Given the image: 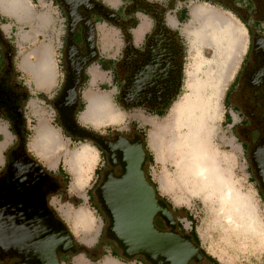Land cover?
<instances>
[{
    "label": "rangeland",
    "instance_id": "rangeland-1",
    "mask_svg": "<svg viewBox=\"0 0 264 264\" xmlns=\"http://www.w3.org/2000/svg\"><path fill=\"white\" fill-rule=\"evenodd\" d=\"M24 1H27L30 5L31 19L19 22L15 18V15L13 17L0 10V20L5 23V30L7 34L11 35L10 40L15 48L12 51V55L14 56L13 66L20 69V76L30 94L24 108L28 134L25 139V148L48 171L57 172L60 166L66 172L63 180H67V184L62 180V186L66 189L68 188L69 194H77V196L82 194V196H86H83V199H81L80 197H76V195H72L78 198L77 201L72 202L70 200L71 197L67 196L68 191L63 190L61 194L53 195L49 199L50 206L55 209L75 237L79 250L85 246H92L98 239L100 240V238L106 236L107 220L103 213L98 210L95 204L96 199L92 197L93 188H91L93 180L100 173L101 168L105 166V156L91 142L71 139L68 133L62 131L56 118V110L52 104V100L60 90L65 77L63 54L66 22L62 11L55 2L51 3L50 0ZM114 1L116 0H111V2ZM181 5L185 8V13L176 28L180 33L184 46L182 85L180 92L168 109L156 116L140 108L120 107L115 104L116 88L114 83L108 86L100 78L95 85H90L86 79L80 92L83 108L77 114V121L82 125L105 134L125 133L131 129L141 131L145 135L144 143L146 149L153 157V161L146 164V173L151 181L156 184L160 195L171 205V210L178 212V229L189 231L193 227L200 246L207 254L217 259L220 264H264V202L248 167L245 151L237 138L234 126L240 118L229 109L226 100L227 92L231 88L242 60L245 57L249 44V34L235 14L219 4L211 3L209 0H185ZM203 11L224 16L232 24L231 31L236 45L231 56L232 63L228 69L223 68V62L228 51V38L222 37V34L219 33L221 31L220 28L215 25L217 37L218 33L221 35L219 42L213 41L212 38L209 39L208 44L203 45L199 41L194 40L192 32L197 29L198 21L196 20L198 14ZM9 24L12 26L13 32H10ZM45 46L50 48V54L53 56L52 74L49 80L50 84L39 87L32 72L21 69L20 61L30 56L31 62H35V56L32 53L37 48ZM4 52H6V48H4ZM197 67L199 70L196 69ZM112 76V73H108L105 78L109 79ZM207 77H210L209 80L212 79V81L213 78H220L222 81L218 93V114L210 124L212 125L210 143L216 153L218 166L230 186L247 200V206L242 208L241 212H233L227 209V206L223 207L219 192L209 190L211 189L210 187L202 188L200 180L197 181V179L194 180L191 177L181 180L177 172L176 162L180 158L172 141V136L177 138L175 135L178 134L175 129L176 123H174L176 107L185 96L191 93L190 85L194 82L195 78L205 80ZM88 90L110 93L112 103L118 111V117L121 111L120 123L114 125H92L80 119V114L86 105L83 93ZM207 91L208 93L210 92L209 89ZM40 119H43L53 128L61 143L60 148L52 155L51 162L53 164L42 159L32 148L31 143L34 141ZM117 120L119 121V118ZM6 125L5 121H0V131ZM185 130L186 127L180 128V131ZM4 139L0 134V142ZM8 140L9 142H13L11 143L12 145L15 143V137L12 133L9 134ZM82 144L94 147L97 155L92 168L88 172L89 175L86 183L82 187H79L81 189L72 190L71 182L73 177L66 166L65 158L69 152L80 147ZM6 155H8V152ZM159 185L161 188L166 186L170 188L163 193L159 190ZM89 187L91 188L90 192H87ZM68 207H71L73 210H77L80 207L89 210L93 222L86 234L83 232H73L71 222L65 219L62 212L63 209ZM187 214L190 216L192 223L189 219H186L185 216ZM229 214L232 216H229ZM252 221L255 225L252 224ZM91 254H94L92 256L95 257V261H98L96 260L98 259L97 253L91 252ZM72 255L74 254L62 256L60 258L61 264H72ZM3 263L8 264L6 260ZM74 264H86V262L82 260V257H77L74 260Z\"/></svg>",
    "mask_w": 264,
    "mask_h": 264
},
{
    "label": "flooded vegetation",
    "instance_id": "flooded-vegetation-1",
    "mask_svg": "<svg viewBox=\"0 0 264 264\" xmlns=\"http://www.w3.org/2000/svg\"><path fill=\"white\" fill-rule=\"evenodd\" d=\"M51 1L55 2L60 8L66 22L63 54L65 77L60 90L52 100V104L56 110V118L62 131L68 133L71 139L91 142L105 156V166L100 170L98 181L92 193V197L96 199L95 188L102 181L104 173L112 170L113 176L118 177L122 172V164L119 162L120 153L114 151L113 160H115V164L111 165L109 153L101 149L90 138L91 134L101 135L110 141L116 139V134L124 136L129 141H133L135 135L143 134L136 129H131L125 133L105 134L77 121V114L79 113L77 110L81 104L80 92L87 79L86 69L98 55L95 28L97 19L104 20L116 27L124 41L111 70L116 88L115 104L124 108H140L158 116L166 110L165 108L169 102L178 95L182 85L183 61L180 79L178 74L181 58L182 60L184 58V46L177 28L168 24L167 16L169 13H173L174 18L180 24L185 13V8L181 4L185 0H119L120 4L116 8L109 6L103 0H95L94 4H85L83 1L81 3V0H74V3L71 0V2L67 0ZM209 1L233 12L249 34V44L245 57L231 88L227 92L226 100L229 109L240 118L234 126L237 138L245 151L248 167L264 202V0ZM99 4H103L106 9L101 8ZM136 12L146 14L151 20L150 30L138 46L132 43L128 33V29L137 23V19L134 16ZM103 13H106L110 19H106ZM72 20L74 28L71 32L72 35H69L68 26ZM91 29H93L94 33V47L93 44L91 45ZM69 38L72 39L73 45H68L67 41ZM4 47L6 48V52H4L5 60L9 56L12 58L13 49L11 46L7 44ZM82 65L83 69L81 70ZM137 74H139L141 79H143V74L147 77V82L143 85L148 96L146 97L148 106L126 107L127 103L130 104L139 99L128 96L125 91V87L132 82ZM16 78L17 74L14 66L6 60V64L0 69V118L7 122L10 132L15 137V143L9 149L8 155L5 156V162L0 168V210L9 208L10 203L22 200L27 191L26 184L31 181V178L25 177L23 168L15 169L11 165L14 157L19 156L21 153V139L24 138L25 140L28 135L24 110L28 92ZM75 78H78L80 82L76 87L78 101L76 104H68L64 98L66 93L73 87ZM177 80H180L179 86H177ZM146 99L142 98V100ZM29 156L34 158L30 154ZM147 163L148 154L142 169L150 183L153 184L154 182L149 179L145 170ZM48 172L58 184L56 192L47 196L49 202L51 196L61 194L65 189L62 186L64 177L59 175L58 172ZM156 193L159 198L165 200L169 205L168 201L160 195L157 188ZM95 204L98 210L101 211L97 199ZM172 212L177 220V231L182 235L188 234L191 240L195 242L190 230L182 231L178 229V212ZM104 217L107 220L106 224L108 227V219L105 215ZM154 222L157 229L162 231L170 230L160 217H156ZM106 238H108L107 235ZM112 242L110 244L111 252L117 251L118 255L123 258L120 255L119 248L114 241ZM201 250L204 249L201 247ZM203 255L204 258L197 264L205 262L212 264V260L207 257L206 252H203ZM136 258L144 260L141 256H137L134 259ZM4 260L8 264H12L15 261V259L8 257L4 258ZM4 260L0 259V264H4ZM189 264H196V262L191 261Z\"/></svg>",
    "mask_w": 264,
    "mask_h": 264
},
{
    "label": "water",
    "instance_id": "water-1",
    "mask_svg": "<svg viewBox=\"0 0 264 264\" xmlns=\"http://www.w3.org/2000/svg\"><path fill=\"white\" fill-rule=\"evenodd\" d=\"M71 1L74 3V0ZM82 1L85 4L95 3V0ZM99 6L106 9L103 4ZM103 15L110 19L106 13ZM68 27L69 35H72L73 20ZM91 35V45L94 47L93 29ZM71 38L67 41L68 45H73ZM0 42L4 46L8 44L1 30ZM7 61L12 64L10 56ZM182 61L181 58L179 79ZM142 77L135 75L125 87L128 96L139 98L136 102L127 103L126 107L148 106L143 85L147 77L145 74ZM74 81L64 98L68 104L78 101L76 87L80 82L78 78ZM179 85L180 80H177ZM115 137L114 141H110L101 135L90 136L101 149L109 153L111 165L115 164L114 151L120 153L119 162L122 164L120 176L114 177L112 170H108L95 188L97 202L108 219L107 237L114 241L125 259L141 256L151 264L200 262L204 258L201 246L193 242L188 234L182 235L177 231V220L172 210L165 200L157 196L156 188L142 169L147 157L143 136L137 134L133 141L120 134ZM20 151L11 165L15 169L23 168L25 177L31 178V181L26 184L27 191L22 200L0 210V259L13 258L15 261L12 264H61L60 256L76 254L78 243L48 202L47 196L56 192L58 184L39 161L29 156L24 138L20 141ZM156 217H160L170 230L157 229L154 222Z\"/></svg>",
    "mask_w": 264,
    "mask_h": 264
},
{
    "label": "bare ground",
    "instance_id": "bare-ground-1",
    "mask_svg": "<svg viewBox=\"0 0 264 264\" xmlns=\"http://www.w3.org/2000/svg\"><path fill=\"white\" fill-rule=\"evenodd\" d=\"M24 2V0H0V5L10 7V13L18 16L19 10L25 7ZM28 12V9H26L25 13L28 14ZM213 14L214 13H207L205 11L199 13L196 20L198 21V27L193 32H191L194 35V40L199 41L203 45L208 44L209 39L212 38L213 41L219 42L221 36L219 33L222 34V37L228 38L227 56L223 62V68L228 69L232 63L231 56L236 45L235 38L232 36L231 31L232 24L226 17ZM215 25L221 29V31L218 33V37L215 33L217 31ZM196 69L199 70L198 67ZM209 78L210 77H207L205 80L195 78L194 82H192L190 85L191 93L185 96L176 107L174 123H176L175 129L177 130L178 134L175 135L177 138L172 136V141L175 144V148L177 149V153L180 158V160L176 162V168L181 180L189 179V177L193 178L194 180L197 179V181L200 180V186L202 188L210 187L211 189L209 190L219 192L218 194L223 207L227 206V209L236 212L247 206V200L230 186L229 182L218 166L216 153L211 147L210 134L212 131V125L210 124L212 121H214L218 114V93L220 91V83L222 81L220 78H213V81L212 79L209 80ZM208 89L210 90L209 93L207 91ZM80 115L82 119H97L99 123L96 125L102 124V120H105L108 124H117L118 121V111L114 107L110 96L107 94H96L95 96L90 97L84 112ZM181 127H186V130L180 131ZM49 144V142L38 143L36 140L32 142V146L35 148L47 146ZM80 147L83 148L79 153L83 160L92 157L93 153H91V149L86 144H82ZM74 214L75 221L78 220L81 223H87L88 216L83 212L77 211ZM229 216L232 215L229 214ZM248 219L247 221H249ZM253 223L254 222L252 221V224ZM112 262L113 261L104 260L98 264H113L114 262Z\"/></svg>",
    "mask_w": 264,
    "mask_h": 264
},
{
    "label": "crops",
    "instance_id": "crops-1",
    "mask_svg": "<svg viewBox=\"0 0 264 264\" xmlns=\"http://www.w3.org/2000/svg\"><path fill=\"white\" fill-rule=\"evenodd\" d=\"M103 1L109 6L114 7V8L118 7L120 4L119 0H116L114 2H111V0H103ZM24 6L26 8L24 7L23 9H20L18 12V16L16 17L10 13L11 11L9 9L10 7H5V6L0 5V10L5 14L15 17L16 19H18L19 22H23V21H28L32 17L31 12H30V5L27 1L24 2ZM26 9H28L29 11L28 14L25 13ZM134 16L137 19L136 26L130 27L128 29V33L130 34L132 43L135 46H138L142 43L145 35L150 30L151 20L146 14L142 12H136ZM167 22L172 27H177V25L179 24L174 18L173 13H169V15L167 16ZM4 26H5V23H3L2 20H0V30L3 33V37L7 40L8 44L11 46V48L14 51L15 50L14 45L11 43L12 41L10 40L11 35L7 34V31L5 30ZM9 27H10V32H13V28L10 24H9ZM95 28H96V46H97L98 55L96 56L94 62H92L86 69L87 80L90 85H95L97 81L101 78L103 79L101 81H105L106 85L109 86V85H112V83L115 84L114 78L112 76L109 79H106L105 76L108 73H112L111 70H112L113 64L115 60L117 59L120 50L123 47L124 41H123V38L119 30L104 20L97 19ZM4 48H5L4 45L0 42V69L4 67V65L6 64V60H7V59L5 60V57H4ZM50 53H51V50L48 46L40 47V48H37L32 53V55L35 56V62H31L30 56L20 61L21 69L22 70L26 69L32 72L35 78V81L39 87L48 86L50 84L49 80L51 79L52 62H53V59H52L53 56ZM12 65H13V60H12ZM14 69L17 74V78H16L17 81L21 84V86L25 90H27L28 98H29V95H30L29 90L27 89L25 82L22 81V77L20 76L21 72L19 71L20 69L18 67L17 68L14 67ZM102 93L111 96L110 93L108 92H93L89 90L85 91L83 93V97L86 99V105L90 97L95 96L96 94L100 95ZM86 105H85V108H86ZM84 109L81 112V114L84 112ZM118 118H119V121H117V124L120 123L121 121V111H120ZM80 119L92 125H96L97 123H99L97 119H87V118L82 119L81 115H80ZM0 121H5V120L0 118ZM102 124H108V123L105 120H102ZM0 134L3 136V138H5L3 141L0 142V168H1L5 162V156L12 146L11 143H13L12 141L9 142L8 140L9 134H11L8 128V124L3 130L0 131ZM34 140L38 141V143L39 142H49L50 143L47 146H40L39 148H35L32 146V148L34 151H36V153L42 159L46 160L50 164H53L51 162L52 155L60 148L61 143L58 137L56 136V133L54 132L53 128L50 127L43 119H40L38 122ZM87 146L91 149V153H93L91 158H86L83 160L80 157L79 153L83 149L82 147H77L73 149L71 152L67 154L65 158L66 166L73 177V180L71 182L72 190L78 189L79 187H82L84 183H86L88 175H89L88 172L92 168V165L95 161V158L97 155L96 149L90 145H87ZM63 172H64V177H65L66 172L65 171ZM98 175L95 178V180H93V184L91 186L93 190H94L95 184L98 181ZM91 188L89 187L87 192H90ZM169 188L170 187H167V186L161 188L159 185V190L163 193H165L166 190ZM64 189L68 191V188L67 189L64 188ZM72 195H76V197H80L81 199H83V196L86 197L85 195L82 196V194L78 196L77 194H69V191H68L67 196L71 197L70 200H72V202H75L78 200V198ZM77 211H81L85 215L88 216L87 218L88 221L86 224L81 223L78 220L75 221L74 213ZM62 212H63V216L65 217V219L71 222L74 233L83 232L86 234L89 231L92 225V222H93V218L88 209L84 207H80L77 210H73L71 207H68V208L63 209ZM107 240L108 239L106 238V236H104L103 238H100V240L98 239L92 246H85L82 249H79L76 254L72 255V264H74V260L77 257H82V260H84L86 264H98V263L103 262L104 260L113 261L114 262V263L112 262L113 264H151L139 258L132 259V260H124L121 257H118V258L113 257L111 255L112 253L110 249L111 246L107 242ZM91 252L97 253L96 255L98 256L97 257L98 259L96 260L98 261H95V257L92 256L94 254H91ZM211 257H212V262H211L212 264H220V262L217 259H215L213 256ZM203 264H208V263L205 262Z\"/></svg>",
    "mask_w": 264,
    "mask_h": 264
},
{
    "label": "trees",
    "instance_id": "trees-1",
    "mask_svg": "<svg viewBox=\"0 0 264 264\" xmlns=\"http://www.w3.org/2000/svg\"><path fill=\"white\" fill-rule=\"evenodd\" d=\"M136 26V24H133V26L132 27H135ZM183 51H184V47H183ZM183 56H184V54H183ZM42 96V95H41ZM175 99V97L169 102V104H168V106L165 108V109H168V107L171 105V103L173 102V100ZM82 108H83V106H82V102H81V104H80V106H79V108H78V110H77V112H80L81 110H82ZM165 111V110H164ZM229 115V114H228ZM142 136H143V138H145L144 136V134H142ZM144 146H145V143H144ZM98 149V148H97ZM99 151H100V149H98ZM145 150H146V152H147V154H148V164L150 163V162H152L153 161V157H152V154H150V152L146 149V146H145ZM57 172L59 173V175H61L62 177H64V172H63V170L61 169V167L59 166L58 167V170H57ZM65 178V177H64ZM149 179H150V177H149ZM66 184H67V180H63ZM154 184V187H156V184L155 183H153ZM169 207H171V205L169 204ZM186 217V219H189L190 221H191V223H192V220H191V218H190V216H188V214L185 216ZM190 233H191V235L194 237V241L197 243V244H199L200 245V242H199V239H198V237H197V234H196V231H195V229L193 228V227H191V229H190ZM108 239V238H107ZM107 242L109 243V244H112L113 242L111 241V240H107ZM201 252L203 253H205V250H201ZM111 255L113 256V257H116V258H118V257H120L119 255H118V252L117 251H114V252H112L111 253ZM206 255H207V257L210 259V260H212V257L209 255V254H207L206 253ZM62 257V255L60 256V258Z\"/></svg>",
    "mask_w": 264,
    "mask_h": 264
}]
</instances>
